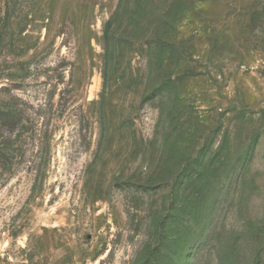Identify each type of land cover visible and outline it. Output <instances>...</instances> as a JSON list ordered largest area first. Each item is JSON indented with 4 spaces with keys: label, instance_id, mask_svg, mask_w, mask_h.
Masks as SVG:
<instances>
[{
    "label": "rangeland",
    "instance_id": "obj_1",
    "mask_svg": "<svg viewBox=\"0 0 264 264\" xmlns=\"http://www.w3.org/2000/svg\"><path fill=\"white\" fill-rule=\"evenodd\" d=\"M0 264H264V0H0Z\"/></svg>",
    "mask_w": 264,
    "mask_h": 264
}]
</instances>
